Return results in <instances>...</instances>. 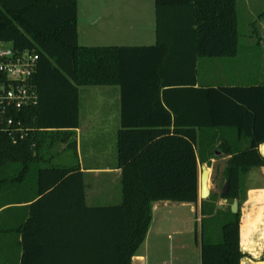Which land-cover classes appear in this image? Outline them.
Masks as SVG:
<instances>
[{"label": "trees", "instance_id": "1", "mask_svg": "<svg viewBox=\"0 0 264 264\" xmlns=\"http://www.w3.org/2000/svg\"><path fill=\"white\" fill-rule=\"evenodd\" d=\"M154 2V45L88 47L77 40V0H0V42L38 54L29 82L36 104L0 114L2 198L28 203L18 226L19 264H131L153 203L197 205L199 165L209 166L215 151L227 157L228 189L220 196L230 203L239 197L240 175L264 166V85H198L199 60L237 53L236 0ZM86 86L120 90L116 205H86L78 165H40L43 137L78 128L79 88ZM33 171L35 194L20 185L12 197L10 184L24 183ZM206 204L200 201L208 218L201 223V264H240L238 213L229 207L217 227ZM59 234L68 253L46 254L62 246L52 240Z\"/></svg>", "mask_w": 264, "mask_h": 264}, {"label": "crops", "instance_id": "2", "mask_svg": "<svg viewBox=\"0 0 264 264\" xmlns=\"http://www.w3.org/2000/svg\"><path fill=\"white\" fill-rule=\"evenodd\" d=\"M77 40L79 45L88 47L154 45L157 40L154 0H77ZM91 40L95 43L93 46L87 44ZM115 43L126 44L116 45ZM243 48L261 49L257 53L251 51L250 55H258V58L263 60L264 40H250L244 44L237 43V53L234 57L220 58L215 61L204 59L207 66L212 65L211 68L215 69L214 65L216 64L218 70L217 73L214 72L215 70L205 71L200 81L198 75V85H240L235 83L240 79L255 81V84L251 85H264L263 63L259 65L258 69L253 66L250 72L243 73L238 69L240 66L237 60L245 54ZM215 79L217 82L212 83L211 81ZM120 127L119 87H80L78 128L71 130L69 134L60 132L56 136L43 137L39 142L41 146L40 165L64 167L78 165L83 175L86 205L88 207L116 205L121 201V169L117 165L116 148L117 133ZM97 139L100 140L97 142ZM73 146H75L74 149ZM87 146L90 147L87 148ZM253 170L264 172L263 167H254L247 173H251ZM34 171L30 173V178L24 183L16 180L10 184L12 197L15 192H19L20 185L23 186L22 192L35 194ZM13 173L16 174V171ZM2 197L3 194L0 191V264H19L22 238L18 232V226L28 215V203L15 204L10 201L9 204ZM170 203L163 201L153 203L152 220L154 217L158 218V223H160L161 218L166 217V213H169L167 208ZM182 204L191 206V213L195 216L199 212L195 221L200 222V219L203 218L200 213V200L197 205ZM261 213L264 214V212ZM259 224L264 226L260 222H251L250 230L247 228L244 231L240 224L239 247L242 255L240 264H245V262L246 264H264V248L257 246L258 243L264 244V241L258 240L261 232H264V227H258ZM148 232L144 242L132 257L131 264H146L145 256L139 253V250L146 245ZM160 236L162 233L158 231V238ZM45 239L50 240V237H45ZM52 240L53 243L57 242V245L62 246L43 249L46 250V254H57L60 257L68 253L67 249L63 248L66 241L64 235L59 234ZM199 252L198 264H201V250ZM159 254L158 250V256ZM164 262H160L158 259V264Z\"/></svg>", "mask_w": 264, "mask_h": 264}, {"label": "rangeland", "instance_id": "3", "mask_svg": "<svg viewBox=\"0 0 264 264\" xmlns=\"http://www.w3.org/2000/svg\"><path fill=\"white\" fill-rule=\"evenodd\" d=\"M236 10L238 17V43L244 44L250 40H264V0H236ZM87 44L93 46L95 43L91 40ZM115 44L122 45L126 43ZM251 51L257 53L261 49L243 48L245 54L237 60L240 66L238 69L242 70L243 73L250 72L253 66L258 69L259 65L264 64V58L262 60V58H258V55H250ZM206 66L204 59L198 64L199 81L205 71L211 72L215 70L214 72L217 73L216 64L214 65L215 69L211 68L212 65L207 66V69L205 68ZM211 82H217V79ZM254 82L253 80L242 79L235 81L236 84L240 85H251L255 84ZM88 139L90 138L88 137ZM99 140L97 139L96 141L98 142ZM107 140L109 141L108 136ZM226 160L227 157L222 156L219 152L215 158L211 159L209 166L206 163L199 165V172L202 165H205L210 171L208 181L210 195L205 199L207 204L203 206V209L208 210L210 206L214 207V213L217 217V222L214 224L217 227L226 219L227 210L232 204L220 196L226 182L224 177ZM261 167L264 168V166ZM238 196L236 213H238L239 228L241 224V228L244 231L247 228H251V222L257 223L264 218V214L261 213L264 212V172L262 170H253L251 173L241 174L239 177ZM186 205L180 202H171L169 208H167L169 213H166V217L161 218L160 223H158V218H153L149 227L146 245L139 250V253L145 256L146 264H158V259L160 262L165 261L163 264L199 263L201 223L205 224V220L208 218H202L200 222H196L195 219L199 212L195 216V214L191 213V206ZM258 227L263 228L264 226L259 224ZM158 231L162 233L159 238ZM217 238L219 239V237H216L210 240L216 241L218 240ZM158 250L160 251L159 256Z\"/></svg>", "mask_w": 264, "mask_h": 264}, {"label": "built area", "instance_id": "4", "mask_svg": "<svg viewBox=\"0 0 264 264\" xmlns=\"http://www.w3.org/2000/svg\"><path fill=\"white\" fill-rule=\"evenodd\" d=\"M37 60L35 50L16 51L10 43L0 42V114L36 104L37 94L29 82ZM12 124V119L6 121L7 127Z\"/></svg>", "mask_w": 264, "mask_h": 264}, {"label": "water", "instance_id": "5", "mask_svg": "<svg viewBox=\"0 0 264 264\" xmlns=\"http://www.w3.org/2000/svg\"><path fill=\"white\" fill-rule=\"evenodd\" d=\"M259 153L264 158V143L259 146ZM219 154V151L214 152V156H217ZM210 171L205 166L202 165L200 167V173H199V200H205L210 195V189L208 187V181H209ZM228 189V182H225V185L222 190V194L225 195ZM237 206L238 201L237 199L233 200L231 204V212L236 213L237 212Z\"/></svg>", "mask_w": 264, "mask_h": 264}, {"label": "clouds", "instance_id": "6", "mask_svg": "<svg viewBox=\"0 0 264 264\" xmlns=\"http://www.w3.org/2000/svg\"><path fill=\"white\" fill-rule=\"evenodd\" d=\"M17 71H20V69L18 68ZM261 224H264V218L261 219L260 221ZM259 241H264V232H261V234L259 235V238H258ZM259 248H264V244H259L257 245ZM246 264V262H245Z\"/></svg>", "mask_w": 264, "mask_h": 264}]
</instances>
